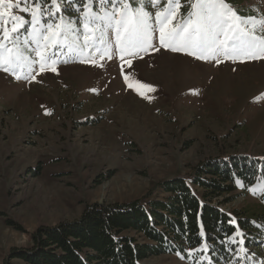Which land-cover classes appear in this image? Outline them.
I'll list each match as a JSON object with an SVG mask.
<instances>
[{
	"label": "rangeland",
	"instance_id": "374dc122",
	"mask_svg": "<svg viewBox=\"0 0 264 264\" xmlns=\"http://www.w3.org/2000/svg\"><path fill=\"white\" fill-rule=\"evenodd\" d=\"M68 1L57 0L56 15L42 18L45 24L61 23L64 13L63 21L73 29L64 43L49 44L45 71H40L38 63L32 64V79L26 68H16L17 79L0 62V264H26L11 255L31 248L37 229L77 220L91 204L165 199L161 185L178 178H185L201 194L202 188L191 180L208 162L247 156L264 172V57L227 59L219 55L217 63V58L199 59L190 50L164 47L155 14L164 12L168 0H157L144 7L152 17L151 47L124 54L122 59L115 20L113 26H106L107 22L91 14L115 13L119 19L123 4L135 11L139 7L136 0ZM42 2L45 12L55 9L52 0ZM200 2L175 0L171 26L186 24L197 11L192 5ZM223 3L241 17L236 23L264 36L260 23L254 28L243 23L249 18L264 20V0ZM12 12L28 23L7 41L0 28V43L5 46L0 48V58L8 55L7 49L15 53L19 47L29 61H38V49L30 37V14L19 8ZM86 12L92 30L87 34L93 37L89 47L84 46ZM72 13V22H68L65 18ZM4 20L10 31L12 20L7 16ZM47 34L43 29L42 37ZM63 38L62 33L59 39ZM105 46L111 58L103 55ZM53 60L55 72L51 70ZM262 177L258 174L240 183L236 191L212 200L235 218L240 233L237 254L227 264H264V233L248 237L238 223V218L264 215ZM143 264L216 263L205 250L187 258L164 253Z\"/></svg>",
	"mask_w": 264,
	"mask_h": 264
},
{
	"label": "trees",
	"instance_id": "16d2710c",
	"mask_svg": "<svg viewBox=\"0 0 264 264\" xmlns=\"http://www.w3.org/2000/svg\"><path fill=\"white\" fill-rule=\"evenodd\" d=\"M42 1L46 0H39L40 4ZM149 4L146 0L144 7ZM65 5L69 14L71 8ZM73 17L72 13L65 19L72 22ZM195 173L191 181L202 188L201 194L185 178H178L161 185L167 193L165 199L91 204L77 220L37 229L32 235L34 245L13 252L11 258L26 264H143L164 253L187 258L207 250L216 264L230 263L239 247L237 222L212 200L236 191L240 183L246 184L258 174L264 177V172L256 160L244 156L208 162ZM248 219L238 218L244 233L261 236L264 215ZM192 250L198 251L191 254Z\"/></svg>",
	"mask_w": 264,
	"mask_h": 264
},
{
	"label": "snow or ice",
	"instance_id": "6c2138e0",
	"mask_svg": "<svg viewBox=\"0 0 264 264\" xmlns=\"http://www.w3.org/2000/svg\"><path fill=\"white\" fill-rule=\"evenodd\" d=\"M136 2L139 7L135 11L130 9L129 4L124 3L119 19H115V13L105 12L102 16L91 14L94 19L107 22L106 26H113L112 21L115 20L116 43L122 59L124 54L134 55L151 47L152 24L149 21L152 17L150 13L144 10V0H136ZM156 2L157 0H149L150 4ZM30 3H35V7H28ZM174 3L175 0H168V7L164 12L155 14V20L159 25L160 43L164 47L171 48L172 51L190 50L189 54L198 55L199 59L204 60L217 58L219 55H223L227 59H259L264 57V36H257L254 34L253 29L241 27L239 23H236L241 20V17L227 4L223 3V0H219V2L201 0L200 3L192 5L197 11L190 14L186 24L172 27L169 16L175 15L172 11ZM52 4L55 5V9H49L45 12L39 0H0V8L3 9L0 10V28L4 29L3 40H9L13 34L19 32L25 23H28L23 16L13 15V8H19L22 12L29 13L31 16L32 32L30 37L38 49L36 55L39 60L29 61L19 47H17L15 53L12 49H7L8 55L0 58V62L4 65L3 70L6 72L12 71L17 79L20 76L15 72L16 68H26L32 79H35V76L32 75V64L38 63L40 71H45L49 67L48 60L50 57L47 55L49 44L64 43L67 39V33L73 30L70 24L63 21V18H61V23H42L43 16L47 15L51 19L59 11L60 5L57 0H52ZM22 5L23 7H21ZM175 6L178 8L179 4H175ZM84 15V46L89 47L93 43V37L87 34L92 31L89 29L87 22L90 13L86 12ZM193 15L196 17L195 20L191 18ZM5 16L12 20L10 31L6 26L7 21L4 20ZM243 23H251L253 28L257 23H260L262 29H264V20L257 22L249 18ZM45 28L48 34L42 37V30ZM62 33L64 38L59 39ZM102 36L103 33H101ZM25 43H27V40ZM99 43L106 45V41L103 39H100ZM4 47V44L0 43V48ZM69 50L74 49L70 47ZM110 52V48L105 46L103 55L111 58ZM92 62L95 63V60ZM216 62H220L218 58ZM55 63L56 61L53 60L51 66L53 72L56 71ZM125 79L127 80L128 77H125ZM129 87H133V85L129 84ZM142 87L154 90L151 86L142 85ZM141 95H144V93L141 92ZM147 98L151 99L150 97ZM237 235H240V233L238 232Z\"/></svg>",
	"mask_w": 264,
	"mask_h": 264
}]
</instances>
